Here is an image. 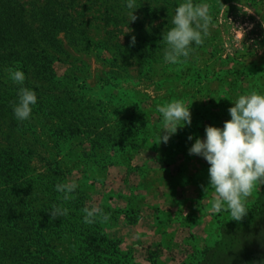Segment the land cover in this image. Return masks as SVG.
I'll use <instances>...</instances> for the list:
<instances>
[{
	"label": "rangeland",
	"instance_id": "1",
	"mask_svg": "<svg viewBox=\"0 0 264 264\" xmlns=\"http://www.w3.org/2000/svg\"><path fill=\"white\" fill-rule=\"evenodd\" d=\"M46 1L0 0L53 57L0 50V264H260L264 227L219 243L264 190V0Z\"/></svg>",
	"mask_w": 264,
	"mask_h": 264
},
{
	"label": "trees",
	"instance_id": "2",
	"mask_svg": "<svg viewBox=\"0 0 264 264\" xmlns=\"http://www.w3.org/2000/svg\"><path fill=\"white\" fill-rule=\"evenodd\" d=\"M51 2L52 0H47L43 4L42 10H49L51 14L55 15L57 23L54 28L58 29V31L60 30L59 32H62L63 30L61 29L65 26L63 25V18H61L60 14L54 13L55 9H53L50 5ZM9 6V3H7L4 9L0 8V50L3 49V51L8 50L10 52V57L7 60L22 63L26 67L30 66L32 68L30 73H41L42 75L49 73L52 75L53 71L51 65L53 57L51 58L49 53L46 52L45 55H42L41 42L37 43V41L41 38V35L44 33L43 26L38 27L36 23H33L30 20V17L28 18L26 13L23 15H16V13H12ZM55 34H53L52 37L53 45L51 47L59 49L60 46L55 38ZM35 44L36 46L33 47ZM0 62L2 61L0 60ZM255 199L256 200L251 206H248L238 212L232 221H228L223 224L225 232L231 231V228L235 227V232L237 233L231 237L229 243L226 241H221L219 243L224 244L225 250L229 249L232 244L238 241L236 239L233 240V238L242 236V234L248 230L253 231L256 228L259 230L264 227V190L259 191ZM254 243H256V247H258V251L254 256V259L259 260L260 264H264V242L255 241ZM227 251L225 252L227 253ZM210 257L211 260H214L213 256L210 255ZM53 261L55 264H67L65 260L60 259L57 256ZM243 261L244 258L241 257L238 264H249Z\"/></svg>",
	"mask_w": 264,
	"mask_h": 264
}]
</instances>
